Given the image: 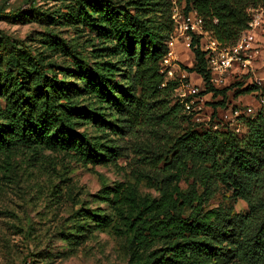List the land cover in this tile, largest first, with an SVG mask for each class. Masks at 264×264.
I'll use <instances>...</instances> for the list:
<instances>
[{
    "label": "trees",
    "instance_id": "obj_1",
    "mask_svg": "<svg viewBox=\"0 0 264 264\" xmlns=\"http://www.w3.org/2000/svg\"><path fill=\"white\" fill-rule=\"evenodd\" d=\"M178 1L184 2L181 7L185 12H198L206 29L224 44L237 41L250 20L247 10L264 2ZM64 5L69 19L84 24L102 40V56L112 52L127 62L126 89L112 78L113 68L109 64L102 65L96 78H82L85 91L99 95L115 109L118 125L111 124L109 129L118 136L128 135L134 125L153 119V110H166L178 85L176 81H167L162 72V62L169 52L167 41L174 28L172 0L135 1L125 7L112 0H73ZM45 43L50 49L70 50L64 42ZM197 44L196 40L192 48L194 66L181 65V68L198 74L206 86L202 95L221 97L215 108L224 107L229 87L219 89L211 84L205 53L194 47ZM30 67L40 72L34 89L26 82ZM12 68L17 72L13 84L8 88L0 85V97H6L1 115L9 123L7 134L0 129V153L29 145L72 152L84 161H107L121 155V147L113 140L106 138V144L103 138L91 142L86 134L76 131L78 120L95 119V115L71 102L68 88L56 73L49 76L45 64L30 49L13 55ZM233 86L239 89L237 94L264 97V85L234 83ZM178 107L179 104L171 111L178 112ZM164 115L157 117L163 119ZM245 125L243 136L213 126L206 132L188 130L175 137L168 167L179 178L192 176L194 183L186 192L178 188L170 192L167 183L162 186V199L143 205L131 199L136 216L127 217L129 222L125 224L131 234L130 264H264V111L248 118ZM205 176L215 184L229 187L236 200L247 203L248 211L233 214L224 208L206 210L204 196L210 197L213 192L199 194L196 186L202 185ZM166 177L171 180L176 176L170 172ZM106 194L105 199L117 204L120 212L122 193L117 192L112 199L111 192ZM97 222L100 227L111 223L106 217L98 218ZM162 240L168 242L167 247L161 253L152 250Z\"/></svg>",
    "mask_w": 264,
    "mask_h": 264
},
{
    "label": "rangeland",
    "instance_id": "obj_2",
    "mask_svg": "<svg viewBox=\"0 0 264 264\" xmlns=\"http://www.w3.org/2000/svg\"><path fill=\"white\" fill-rule=\"evenodd\" d=\"M112 1L125 7L146 0ZM70 2L73 0H0V85L8 88L13 84L17 76L12 68L13 55L30 49L45 64L49 76L56 73L68 88L71 102L95 115V119L78 120L76 131L86 134L91 142L100 138L103 143L106 138L113 140L121 147V155L107 161H84L72 152L29 145H20L11 153H0V264H130L131 234L125 224L129 222L127 217L136 216L131 199L143 205L162 199V186L167 183L170 192H175V188L186 192L194 183L192 176L179 178L168 167L175 137L188 130L206 132L213 126L226 130L224 115L233 106L259 109L255 94H237L239 89L233 84L253 85L256 77H264L262 31L263 54L255 74H249L248 78L229 74L227 83L218 87H229L224 107L215 108L221 97L202 95V78L186 72V81L200 88L192 112L185 109L174 91L166 110H153V119L134 125L128 135L114 134L109 128L111 124L118 125L115 109L99 95L85 91L82 78H96L102 72V65L109 64L113 68L112 78L126 89L127 62L112 52L102 56V40L66 14L64 4ZM175 2L184 6V2L172 0V8ZM259 7L264 9V2ZM47 40L64 42L70 50L50 49ZM177 52L184 53L179 55L182 66H194L190 50L178 48ZM179 75L177 72L176 77ZM26 77L28 86L34 89L40 72L30 67ZM5 100V96L0 97V129L7 134L9 123L1 115ZM177 104L178 112L171 111ZM158 114L165 115L159 119ZM170 172L176 177L166 180ZM196 186L199 194L213 192L210 197L204 196L206 210L224 208L233 214L248 211L247 203L236 200L229 187L215 184L207 176L202 185ZM108 191L111 199L117 192L122 193L120 212L117 204L105 199ZM105 217L111 223L100 227L97 219ZM167 244L165 240L159 241L152 250L161 253Z\"/></svg>",
    "mask_w": 264,
    "mask_h": 264
},
{
    "label": "built area",
    "instance_id": "obj_3",
    "mask_svg": "<svg viewBox=\"0 0 264 264\" xmlns=\"http://www.w3.org/2000/svg\"><path fill=\"white\" fill-rule=\"evenodd\" d=\"M247 12L250 18L247 28L240 33L234 44H224L206 29L205 20L198 12L195 10L185 12L177 2L174 3L172 8L174 28L167 41L169 52L162 62V72L166 74L167 81L178 82L174 91L188 112L194 110L200 88L186 81V71L182 70L180 61L176 58L177 49L184 48L192 52L193 44L197 40L198 44L194 47L205 53L211 72V84L217 88L227 83L229 74L231 77L254 75L257 62L263 54L260 39L263 34L260 32L264 33V9L251 7ZM177 72L180 74L178 77ZM250 80L253 82V79ZM255 81L259 86L264 85V77H256ZM203 84V90L206 91L204 81ZM257 98L258 111L252 106L245 108L233 106L224 115L225 125L236 135L243 136L246 133L245 121L264 111V97Z\"/></svg>",
    "mask_w": 264,
    "mask_h": 264
},
{
    "label": "crops",
    "instance_id": "obj_4",
    "mask_svg": "<svg viewBox=\"0 0 264 264\" xmlns=\"http://www.w3.org/2000/svg\"><path fill=\"white\" fill-rule=\"evenodd\" d=\"M183 54H184L183 52L180 53V54H178V52H177V54H176V58L180 60L179 55H183Z\"/></svg>",
    "mask_w": 264,
    "mask_h": 264
}]
</instances>
